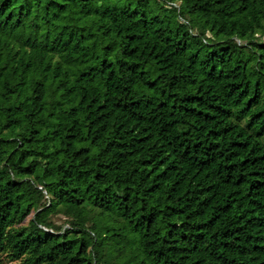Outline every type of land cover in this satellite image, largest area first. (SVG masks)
Segmentation results:
<instances>
[{
  "label": "trees",
  "instance_id": "16d2710c",
  "mask_svg": "<svg viewBox=\"0 0 264 264\" xmlns=\"http://www.w3.org/2000/svg\"><path fill=\"white\" fill-rule=\"evenodd\" d=\"M4 259L264 264V0H0Z\"/></svg>",
  "mask_w": 264,
  "mask_h": 264
},
{
  "label": "rangeland",
  "instance_id": "374dc122",
  "mask_svg": "<svg viewBox=\"0 0 264 264\" xmlns=\"http://www.w3.org/2000/svg\"><path fill=\"white\" fill-rule=\"evenodd\" d=\"M30 218V216L25 220V222H24V224H26L27 223V221H28V219ZM0 264H12L11 262H8L7 260H3L2 261V263H0Z\"/></svg>",
  "mask_w": 264,
  "mask_h": 264
}]
</instances>
